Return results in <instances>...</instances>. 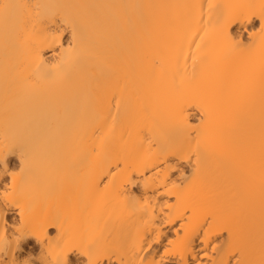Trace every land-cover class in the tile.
Wrapping results in <instances>:
<instances>
[{
  "label": "bare ground",
  "instance_id": "bare-ground-1",
  "mask_svg": "<svg viewBox=\"0 0 264 264\" xmlns=\"http://www.w3.org/2000/svg\"><path fill=\"white\" fill-rule=\"evenodd\" d=\"M264 264V0H0V264Z\"/></svg>",
  "mask_w": 264,
  "mask_h": 264
},
{
  "label": "snow or ice",
  "instance_id": "snow-or-ice-1",
  "mask_svg": "<svg viewBox=\"0 0 264 264\" xmlns=\"http://www.w3.org/2000/svg\"><path fill=\"white\" fill-rule=\"evenodd\" d=\"M25 264H27V262H25Z\"/></svg>",
  "mask_w": 264,
  "mask_h": 264
}]
</instances>
